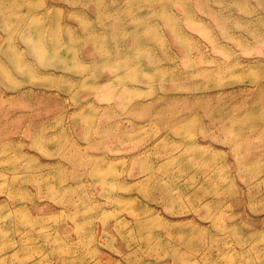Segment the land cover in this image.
<instances>
[{
	"label": "rangeland",
	"instance_id": "rangeland-1",
	"mask_svg": "<svg viewBox=\"0 0 264 264\" xmlns=\"http://www.w3.org/2000/svg\"><path fill=\"white\" fill-rule=\"evenodd\" d=\"M0 264H264V0H0Z\"/></svg>",
	"mask_w": 264,
	"mask_h": 264
},
{
	"label": "bare ground",
	"instance_id": "bare-ground-1",
	"mask_svg": "<svg viewBox=\"0 0 264 264\" xmlns=\"http://www.w3.org/2000/svg\"><path fill=\"white\" fill-rule=\"evenodd\" d=\"M41 53H43L44 51H43V49L40 51ZM197 160V159H196Z\"/></svg>",
	"mask_w": 264,
	"mask_h": 264
}]
</instances>
